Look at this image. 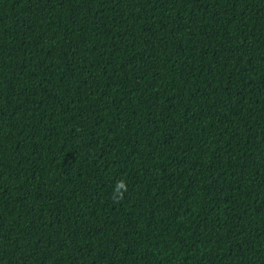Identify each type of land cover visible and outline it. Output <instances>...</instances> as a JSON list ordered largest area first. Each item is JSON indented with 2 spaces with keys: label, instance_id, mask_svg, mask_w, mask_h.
Instances as JSON below:
<instances>
[{
  "label": "trees",
  "instance_id": "trees-1",
  "mask_svg": "<svg viewBox=\"0 0 264 264\" xmlns=\"http://www.w3.org/2000/svg\"><path fill=\"white\" fill-rule=\"evenodd\" d=\"M0 264H264V0H0Z\"/></svg>",
  "mask_w": 264,
  "mask_h": 264
},
{
  "label": "clouds",
  "instance_id": "clouds-1",
  "mask_svg": "<svg viewBox=\"0 0 264 264\" xmlns=\"http://www.w3.org/2000/svg\"><path fill=\"white\" fill-rule=\"evenodd\" d=\"M127 191H128L127 182L125 180L117 181L113 189L114 201L117 203L122 201Z\"/></svg>",
  "mask_w": 264,
  "mask_h": 264
}]
</instances>
